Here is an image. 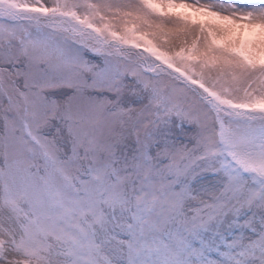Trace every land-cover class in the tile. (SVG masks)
I'll list each match as a JSON object with an SVG mask.
<instances>
[{
    "label": "snow or ice",
    "instance_id": "snow-or-ice-1",
    "mask_svg": "<svg viewBox=\"0 0 264 264\" xmlns=\"http://www.w3.org/2000/svg\"><path fill=\"white\" fill-rule=\"evenodd\" d=\"M0 264H264V0H0Z\"/></svg>",
    "mask_w": 264,
    "mask_h": 264
}]
</instances>
